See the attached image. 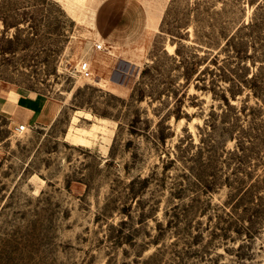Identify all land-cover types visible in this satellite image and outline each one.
Masks as SVG:
<instances>
[{
  "label": "rangeland",
  "instance_id": "374dc122",
  "mask_svg": "<svg viewBox=\"0 0 264 264\" xmlns=\"http://www.w3.org/2000/svg\"><path fill=\"white\" fill-rule=\"evenodd\" d=\"M0 94V264H264V0H0Z\"/></svg>",
  "mask_w": 264,
  "mask_h": 264
},
{
  "label": "crops",
  "instance_id": "0c3cea01",
  "mask_svg": "<svg viewBox=\"0 0 264 264\" xmlns=\"http://www.w3.org/2000/svg\"><path fill=\"white\" fill-rule=\"evenodd\" d=\"M0 111L29 124H49L59 113L60 105L49 98L0 94Z\"/></svg>",
  "mask_w": 264,
  "mask_h": 264
},
{
  "label": "built area",
  "instance_id": "2783aa9c",
  "mask_svg": "<svg viewBox=\"0 0 264 264\" xmlns=\"http://www.w3.org/2000/svg\"><path fill=\"white\" fill-rule=\"evenodd\" d=\"M96 47L98 49L102 48L103 47V44L102 43H98L96 45ZM81 74L83 77L85 78H91L92 75H93V72L91 71V66H90V63L88 61H85L81 64L80 68H79ZM29 124H27L26 122H23V123H17L15 125V130L17 132H24L26 130L29 129Z\"/></svg>",
  "mask_w": 264,
  "mask_h": 264
},
{
  "label": "trees",
  "instance_id": "16d2710c",
  "mask_svg": "<svg viewBox=\"0 0 264 264\" xmlns=\"http://www.w3.org/2000/svg\"><path fill=\"white\" fill-rule=\"evenodd\" d=\"M238 35H237V33H235V34H233L229 39H228V41H227V43H226V45L228 46V47H231V49H232V47H234V43L232 42V40H234V38L235 37H237ZM236 50H237V48H236ZM235 50V51H236ZM239 50H237L236 52H238ZM239 53V52H238ZM238 58H240L241 56L239 55V54H237L236 55ZM211 61L212 62H218L219 61V56L217 55V54H215L212 58H211ZM253 78H254V76H253ZM256 80V79H255ZM254 88L255 87H257V85H258V83H256L255 81H254ZM213 181H215V180H213ZM213 181H211V182H213Z\"/></svg>",
  "mask_w": 264,
  "mask_h": 264
},
{
  "label": "bare ground",
  "instance_id": "6f19581e",
  "mask_svg": "<svg viewBox=\"0 0 264 264\" xmlns=\"http://www.w3.org/2000/svg\"><path fill=\"white\" fill-rule=\"evenodd\" d=\"M86 113H87V115H90V113H89V112H86ZM68 135H69V134H68ZM74 136H75V135H74ZM74 136H73V137H74ZM78 136H79V135H78Z\"/></svg>",
  "mask_w": 264,
  "mask_h": 264
}]
</instances>
